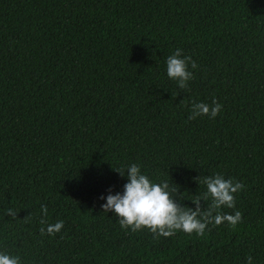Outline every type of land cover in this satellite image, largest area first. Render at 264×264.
<instances>
[{"label":"trees","instance_id":"1","mask_svg":"<svg viewBox=\"0 0 264 264\" xmlns=\"http://www.w3.org/2000/svg\"><path fill=\"white\" fill-rule=\"evenodd\" d=\"M178 48L198 65L184 90L166 71ZM213 99L215 119H188ZM131 164L193 209L199 177L241 182L222 212L242 222L158 240L122 229L100 197L123 192L114 169ZM0 252L21 264H264V0H0Z\"/></svg>","mask_w":264,"mask_h":264},{"label":"clouds","instance_id":"2","mask_svg":"<svg viewBox=\"0 0 264 264\" xmlns=\"http://www.w3.org/2000/svg\"><path fill=\"white\" fill-rule=\"evenodd\" d=\"M189 65L196 69L198 65L192 60L191 56L183 55L182 49L176 51L166 59V71L170 80L177 83L180 90L188 87V82L192 80L193 73L189 71ZM183 103V100L181 101ZM222 105L215 99L212 105L203 102L193 101L189 120H195L200 116H208L215 119L221 112ZM121 177L127 175L128 182L123 186V192L109 194L100 199L106 200L101 205L104 213L113 212L118 217V223L122 229H130L137 232L147 229L153 234V239L160 237L169 238L178 231L188 235L195 233L199 237L205 235V230L211 231L212 227L227 223L235 230L238 223L242 222V213L237 210L235 214L222 212V208H235V194L244 189V184L234 181L232 178H225L217 173L210 176L199 177L197 181L205 186V191L194 196L191 200L195 208L183 206L177 203V198L182 197L178 188H170L167 180L161 183H155L141 173V168L137 164H131L126 169H114ZM175 194V195H174ZM201 201L207 203V207H202ZM6 215L16 219L19 211L6 209ZM42 215H47V206H41ZM27 215L24 220L29 219ZM41 225L46 221L40 220ZM64 222L58 221L49 224L47 227H41L40 234L54 235L62 230ZM247 264H253L251 256L246 258ZM0 264H21L19 256H13L8 253L0 252Z\"/></svg>","mask_w":264,"mask_h":264}]
</instances>
